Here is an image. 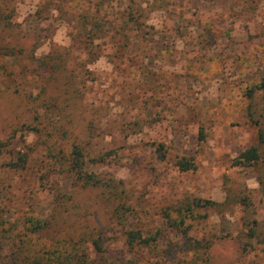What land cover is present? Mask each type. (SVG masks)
<instances>
[{"label":"rangeland","instance_id":"1","mask_svg":"<svg viewBox=\"0 0 264 264\" xmlns=\"http://www.w3.org/2000/svg\"><path fill=\"white\" fill-rule=\"evenodd\" d=\"M2 16L0 165L27 163L0 166V212L44 215L60 188L57 229L95 228L113 258L133 229L155 244L130 264H264V146L235 162L264 108L246 88L264 80V0H0ZM73 144L120 183V221L63 166Z\"/></svg>","mask_w":264,"mask_h":264},{"label":"trees","instance_id":"2","mask_svg":"<svg viewBox=\"0 0 264 264\" xmlns=\"http://www.w3.org/2000/svg\"><path fill=\"white\" fill-rule=\"evenodd\" d=\"M4 17L2 16L0 19ZM70 75L73 76L74 73L70 71ZM246 88L248 95L251 97L256 91L264 90V80L260 84L255 83ZM257 114L252 115V111L248 113L256 127L255 143L239 153L235 161L237 165L247 166L258 162L262 158L264 121L261 119L264 118V108H261ZM47 124L49 125L48 119ZM46 151H49L47 146ZM23 154L19 155L16 160L9 159L5 165L1 164L0 166H4L8 170L24 168L27 157L26 154ZM84 160L82 147L73 144L71 156L64 159L63 166H65L67 172L69 171L72 174L74 182H79L81 187L101 189L102 194L100 195L103 202L111 208L112 216L120 221V210L127 207L122 200L124 199V190L120 188V183L117 185V183L103 182L99 176L84 169ZM190 164L185 158L176 161V165L181 171L189 170ZM59 189L51 195L49 211L44 215H40L32 208L29 209V207L13 217L0 212V242H3L6 250L5 254L0 255V264H130L128 261L129 253L144 246H147L148 250L154 247L155 243L153 241H155V238L149 240L142 232L124 229L122 231V245L119 247L116 257L113 258L109 251L101 248V240L93 238L95 228L88 230L89 233H92L91 239H86V231L73 230L72 233L75 237L70 236L68 231L62 234V231L57 229V224L54 222L61 219L55 211L62 209V212H68L70 197ZM184 210H187V208ZM189 213L194 214L192 210ZM181 221H183V218ZM253 224L257 225V221H253ZM253 233L254 228H248L247 234L252 236ZM91 254H94L93 257H91Z\"/></svg>","mask_w":264,"mask_h":264}]
</instances>
